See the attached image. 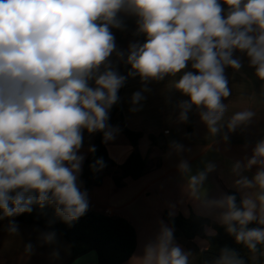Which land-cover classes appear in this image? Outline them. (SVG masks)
Segmentation results:
<instances>
[{
  "label": "clouds",
  "instance_id": "clouds-1",
  "mask_svg": "<svg viewBox=\"0 0 264 264\" xmlns=\"http://www.w3.org/2000/svg\"><path fill=\"white\" fill-rule=\"evenodd\" d=\"M121 12L136 17L135 34L144 36L126 53L116 49L110 30L122 27ZM235 51L246 55L264 81V0H0V221L8 218L6 231L17 234L11 218L31 213L33 205L52 206L69 226L88 211L87 190L78 182L82 132H101L104 143L115 138L118 129L108 123L109 112L126 80L112 66L111 54L130 65L128 77L144 82L131 96L133 106L145 99L146 82L171 76L169 87L188 97L176 104L177 120L187 122L195 106L209 138L219 135L227 142L228 133L243 130L256 116L250 108L226 116L223 101L231 90L225 68H241ZM189 64L195 72L184 71ZM169 148L178 157L187 151L176 141ZM88 152L94 153L95 146ZM254 166L249 178L244 173ZM89 167L99 171L105 161L97 158ZM215 167L208 162L192 174L185 159L177 164L188 197L249 257L225 246L205 264H249L257 253L264 255V138L243 163L231 166L239 202L235 194L208 197L204 182ZM158 223L154 240L134 256L137 264H190L192 252L176 243L173 227ZM253 223L257 226L249 227ZM40 240L55 244L56 234L41 233ZM207 243L200 241L201 252ZM24 251L30 254L32 244Z\"/></svg>",
  "mask_w": 264,
  "mask_h": 264
},
{
  "label": "crops",
  "instance_id": "crops-1",
  "mask_svg": "<svg viewBox=\"0 0 264 264\" xmlns=\"http://www.w3.org/2000/svg\"><path fill=\"white\" fill-rule=\"evenodd\" d=\"M222 7L226 6L222 5ZM121 13L124 16H132ZM136 27L137 25L123 33L111 30L117 50L126 53L130 43L144 42L143 34H135ZM233 55L234 58L240 59L241 68L239 70L231 67L225 68V76L231 90L230 97L223 101L227 104L226 116L243 108H250L256 116L243 130L237 129L235 132L228 133L227 142H224L219 135L209 138L207 128L200 120L195 106L189 111L187 122L177 120L179 110L176 104L188 97L169 87L173 79L171 76H165L159 81L146 82L148 91L143 92L145 99L138 106H133L131 96L145 86L144 82L139 76L128 77L130 65L118 58L115 52L110 55L109 60L112 66L119 74L126 76L124 85L118 90L117 104L121 109V115H110L111 110L109 112V124L118 129L115 138L105 143L114 165L104 170L101 185L89 188L84 186L83 165L96 132L90 134L87 130H83L82 147L78 154H83L84 160L78 182L81 190H87L88 210L109 216H121L135 227L137 247L133 255L122 264H137L134 256L142 255L144 246L154 240L159 229L158 222L163 220L169 224L164 219V213L171 212L173 217L180 215L187 217L191 213L204 216L210 220V224L205 227L206 235L208 230H214L216 234V226L220 224L212 215L203 214L184 191L186 178L177 169L179 159L183 158L188 162L192 174L203 170L208 162L216 165L215 169L208 173L204 182L209 198L218 197L221 193L228 194L229 190L235 191L240 197V193L232 186L233 177L230 169L232 164L238 160L243 163L244 157L251 155L254 143L264 138V96L261 95L264 91L262 88L264 81L255 76L254 68L249 66L246 55L239 51H235ZM188 70L196 71L191 69L190 64L184 71ZM179 75L177 74V78ZM134 107H138V110H131ZM117 120H123L128 129L142 134L138 149L146 161V171L141 177L137 179L125 177L121 179L120 185L115 182V179L122 175L120 165L127 159L134 147L119 124L113 122ZM150 136H153L157 142L153 143ZM171 141L182 144L187 151L182 152L179 157L174 152L170 154ZM245 144L248 145L247 148L244 147ZM255 171L254 166L244 174L250 178ZM11 219H14L17 224V234H9L6 231L8 218L0 221V264H100L94 250L71 260V244L61 233L37 223L24 222L17 217ZM49 231L56 234L55 244H45L40 240L41 233ZM201 240L208 242L205 237H196L191 240L182 237L175 238L176 243L183 250L192 252L190 264H197L195 251L197 249L201 252ZM28 243L32 244L30 254L24 251V246ZM53 251L57 253L55 257L52 255Z\"/></svg>",
  "mask_w": 264,
  "mask_h": 264
},
{
  "label": "trees",
  "instance_id": "trees-1",
  "mask_svg": "<svg viewBox=\"0 0 264 264\" xmlns=\"http://www.w3.org/2000/svg\"><path fill=\"white\" fill-rule=\"evenodd\" d=\"M118 18L121 20V28H111L110 30L118 33L129 31L136 26V17L124 16L118 13ZM120 114L121 109L116 103L112 106L111 113ZM109 115V118H110ZM119 124L121 130L129 139L134 149L127 159L120 165L122 175L115 179L117 185H120L121 179L131 177L137 179L146 171V161L138 149V143L142 134L140 132L128 129L123 120L113 121ZM110 123V119L108 120ZM153 143L157 142L153 136H150ZM103 136L101 132H96L92 145L95 146V152H89L83 165L82 180L86 188L98 186L102 183V174L104 170L114 165V161L110 158L107 147L102 142ZM102 157L105 161V167L99 171H92L89 165L97 158ZM228 194H235L237 202L239 195L229 190ZM31 213H23L18 216L24 222L37 223L45 228L57 231L64 235L72 247L71 260L89 252L96 251L100 264H122L128 260L137 247V234L133 224L126 218L121 216H109L103 213L88 210L84 216L74 221L71 226L62 222L54 212V208L50 205H45L40 208L37 205L32 206ZM164 219L173 227V235L175 238L194 239L196 237H205L209 242V247L204 252L197 253V264H205V261L210 260L220 248L228 246L234 248L247 259L249 253L242 246L235 242L234 238L229 235L224 226H216V234L207 236L205 227L210 224V220L204 216L191 213L189 216H169L164 213ZM257 226L255 223L249 227ZM255 260H249V264H264V255L257 253Z\"/></svg>",
  "mask_w": 264,
  "mask_h": 264
},
{
  "label": "built area",
  "instance_id": "built-area-1",
  "mask_svg": "<svg viewBox=\"0 0 264 264\" xmlns=\"http://www.w3.org/2000/svg\"><path fill=\"white\" fill-rule=\"evenodd\" d=\"M168 132V131H167Z\"/></svg>",
  "mask_w": 264,
  "mask_h": 264
}]
</instances>
